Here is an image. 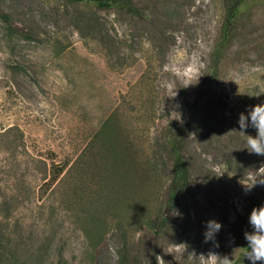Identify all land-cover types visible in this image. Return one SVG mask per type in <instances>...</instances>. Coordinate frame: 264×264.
<instances>
[{"label":"rangeland","instance_id":"1","mask_svg":"<svg viewBox=\"0 0 264 264\" xmlns=\"http://www.w3.org/2000/svg\"><path fill=\"white\" fill-rule=\"evenodd\" d=\"M233 1L0 0V252L16 264L241 257L264 204V156L238 125L264 103V0H239L222 39ZM194 58L195 86L163 70ZM169 135L189 171L173 197ZM209 220L222 226L205 242Z\"/></svg>","mask_w":264,"mask_h":264},{"label":"clouds","instance_id":"2","mask_svg":"<svg viewBox=\"0 0 264 264\" xmlns=\"http://www.w3.org/2000/svg\"><path fill=\"white\" fill-rule=\"evenodd\" d=\"M199 67L195 58L192 62L187 64L177 59H171L169 63L164 65L163 70L179 80L183 88H187L198 84L199 78L202 75L199 72ZM176 90L177 88L172 89L175 94ZM238 125L240 131L245 134L247 128L252 127L255 129V135L246 134L247 149L249 153L264 156V103L251 106L247 113L241 112L238 118ZM262 176H264V173H262ZM257 182L256 180L253 184L246 185V189L250 191L256 186ZM259 183L264 184V179H260ZM248 223L251 227V231L246 230L244 232V239L247 242L246 246L243 247L246 249L244 251V258H246L250 264H264V204L252 208ZM206 225L207 227L204 233L205 242L213 239L215 233H217L222 226L220 222L215 220L207 221ZM216 246H219L218 243ZM200 256L204 258L205 264H234L233 256H221L219 253L213 251H209L206 256L204 254ZM156 260L157 264H165L161 256H157Z\"/></svg>","mask_w":264,"mask_h":264},{"label":"trees","instance_id":"3","mask_svg":"<svg viewBox=\"0 0 264 264\" xmlns=\"http://www.w3.org/2000/svg\"><path fill=\"white\" fill-rule=\"evenodd\" d=\"M75 1L91 2L96 6L102 8H110V7L121 8L128 4V0H75ZM239 4H240L239 0H235L228 7L227 20L224 23L222 29V39H229L233 36V25L231 20L237 16V13L239 11ZM177 139H178L177 137L172 135H169L168 137V141L170 142V146H171V154L174 157V166H173L174 173H173V179H172V185L170 191L171 197L176 195L178 190L187 184L188 174H189L184 153L182 152L181 147L177 143V141L176 143L174 142ZM64 168H65L64 164L61 166H57V174L61 173L64 170ZM248 231H251V228H249ZM2 246H3L2 242L0 241V250ZM245 250L246 249L244 248V251ZM244 251L242 252L240 258L234 260V264H245L248 262V260L244 258ZM17 261H18V254H14V252H12L11 254L9 253L5 255L3 252H0V264H16Z\"/></svg>","mask_w":264,"mask_h":264}]
</instances>
